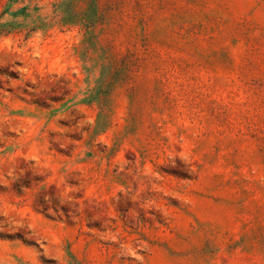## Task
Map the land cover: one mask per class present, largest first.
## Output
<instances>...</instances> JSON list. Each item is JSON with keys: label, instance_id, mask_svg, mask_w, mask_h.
<instances>
[{"label": "rangeland", "instance_id": "rangeland-1", "mask_svg": "<svg viewBox=\"0 0 264 264\" xmlns=\"http://www.w3.org/2000/svg\"><path fill=\"white\" fill-rule=\"evenodd\" d=\"M0 264H264V0H0Z\"/></svg>", "mask_w": 264, "mask_h": 264}]
</instances>
